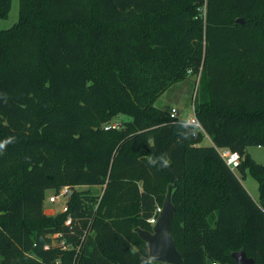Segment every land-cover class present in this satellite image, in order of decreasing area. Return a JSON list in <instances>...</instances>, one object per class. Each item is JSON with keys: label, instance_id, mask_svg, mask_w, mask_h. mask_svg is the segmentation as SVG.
Returning <instances> with one entry per match:
<instances>
[{"label": "trees", "instance_id": "obj_1", "mask_svg": "<svg viewBox=\"0 0 264 264\" xmlns=\"http://www.w3.org/2000/svg\"><path fill=\"white\" fill-rule=\"evenodd\" d=\"M192 76L208 145L154 105ZM0 93V141L15 138L0 155V264H140L137 229L152 231L168 187L183 264H235L240 249L264 264V165L246 152L264 147V0H20L0 29ZM217 148L239 154L238 174ZM161 154L170 167H150ZM64 187L67 211L47 215Z\"/></svg>", "mask_w": 264, "mask_h": 264}, {"label": "rangeland", "instance_id": "obj_2", "mask_svg": "<svg viewBox=\"0 0 264 264\" xmlns=\"http://www.w3.org/2000/svg\"><path fill=\"white\" fill-rule=\"evenodd\" d=\"M19 11H20V0H13L12 2V9L9 15L5 18L0 17V29H7L12 27L15 23L18 22L19 19ZM145 30H142L144 32ZM149 33V32H148ZM100 45L104 43V40L98 39ZM253 68L249 69L254 75H261L262 72V64L261 63H253ZM194 79L192 80H185L181 82L174 83L170 86L164 93H162L158 99L155 101L154 105L162 108L168 109L170 111L172 108L176 109L177 116L182 117L187 114L193 115V104L194 101L197 100L198 94V77L192 76ZM131 119L130 116L125 114H117L109 123L119 126L125 121ZM209 142L207 137L200 142L203 145ZM248 155L255 160L256 162L264 165V147L261 146H249L246 150ZM238 174V172L235 170ZM243 183L247 187V190L253 195L254 200H258L259 192H258V183L253 178L248 169L245 170V178H242ZM75 189L78 191H87L92 195L99 196L101 194V187L94 186L92 188H88L87 186H77ZM54 191L49 190L46 195L45 200V212L49 216L57 215L59 212H63L64 204L67 202V198L69 197L70 193L65 195L64 197L60 198V201L57 203H50L49 196L53 195ZM229 264V263H228Z\"/></svg>", "mask_w": 264, "mask_h": 264}, {"label": "water", "instance_id": "obj_3", "mask_svg": "<svg viewBox=\"0 0 264 264\" xmlns=\"http://www.w3.org/2000/svg\"><path fill=\"white\" fill-rule=\"evenodd\" d=\"M242 23V19H237ZM175 214L174 205L171 202V187H168L166 196L162 202V208L157 216L152 231L137 229L139 237L145 242L147 251L157 253L159 261L166 264H183L181 254L176 248L170 233V223ZM235 264H254V259L246 255L243 249L231 253Z\"/></svg>", "mask_w": 264, "mask_h": 264}, {"label": "clouds", "instance_id": "obj_4", "mask_svg": "<svg viewBox=\"0 0 264 264\" xmlns=\"http://www.w3.org/2000/svg\"><path fill=\"white\" fill-rule=\"evenodd\" d=\"M0 97L4 98L5 102L7 101L6 93H0ZM177 127L180 129V138L182 140H187L191 136L198 133L199 121L189 113L185 116H182L177 121ZM14 141V137H8L5 140L0 141V155L6 151L8 144L13 143ZM148 165L150 167L157 168L158 170L166 169L170 167V159L167 154H161L157 157L149 159ZM140 264H160L158 254L152 253L150 250L146 251L145 255L141 257Z\"/></svg>", "mask_w": 264, "mask_h": 264}, {"label": "built area", "instance_id": "obj_5", "mask_svg": "<svg viewBox=\"0 0 264 264\" xmlns=\"http://www.w3.org/2000/svg\"><path fill=\"white\" fill-rule=\"evenodd\" d=\"M169 115L170 117H178L177 116V112H176V109L175 108H172L170 111H169ZM196 120H198L195 116V113H194V108H193V115H192ZM199 131L203 132L204 133V136L207 137L209 139V136L203 131L200 123H199ZM217 151L219 152L220 156L222 157V159L225 161V163L230 167L231 170H235L239 163H240V156L237 152L235 151H231L227 148H217ZM68 193V187H64L60 190L59 193H56L54 191L53 195L49 196V202L50 203H57L60 201V198L64 197L65 195H67ZM161 208L162 206H158L156 207V210H155V213H154V216L153 218H149L147 219L148 220V223L151 224V225H154L156 220H157V215L159 214V212L161 211ZM68 209L67 207V202L64 204V207H63V212H66ZM72 221V219L69 217L66 221L67 224H70ZM61 244L63 246H66L65 242L64 241H61ZM213 264H216V263H213Z\"/></svg>", "mask_w": 264, "mask_h": 264}, {"label": "crops", "instance_id": "obj_6", "mask_svg": "<svg viewBox=\"0 0 264 264\" xmlns=\"http://www.w3.org/2000/svg\"><path fill=\"white\" fill-rule=\"evenodd\" d=\"M165 110H168V109H165ZM208 144H211V140L209 139V142L208 143H206L205 145H208ZM245 178V177H244ZM242 184L244 185V187L246 188V190H247V187L245 186V184L243 183V181H242ZM248 191V193L251 195V197L252 198H254L253 197V195L249 192V190H247ZM101 192H102V187H101ZM258 201V200H257Z\"/></svg>", "mask_w": 264, "mask_h": 264}]
</instances>
